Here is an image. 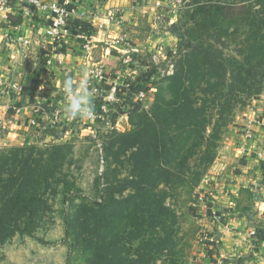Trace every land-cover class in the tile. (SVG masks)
Returning a JSON list of instances; mask_svg holds the SVG:
<instances>
[{"label":"trees","instance_id":"trees-1","mask_svg":"<svg viewBox=\"0 0 264 264\" xmlns=\"http://www.w3.org/2000/svg\"><path fill=\"white\" fill-rule=\"evenodd\" d=\"M194 1L187 32L195 39L181 43L172 73L154 82L150 107L131 111L130 128L111 134L104 158L126 165L128 175L106 179L98 200L70 199L68 144L0 149V246L32 237L62 195L65 232L85 264H186L169 201L200 185L238 111L264 92V0Z\"/></svg>","mask_w":264,"mask_h":264},{"label":"crops","instance_id":"crops-1","mask_svg":"<svg viewBox=\"0 0 264 264\" xmlns=\"http://www.w3.org/2000/svg\"><path fill=\"white\" fill-rule=\"evenodd\" d=\"M119 4L120 0H81L73 5L74 20L93 30L94 42L89 59L79 43L71 40L52 52L50 39L44 34L48 24L45 16L23 0H10L8 18L0 25V80L5 84L3 93L0 92V120L4 124L25 122L33 112L29 109L44 100L38 93L30 91L29 83L24 82V89L21 87L19 72L23 62L34 66L28 78L33 76L32 72L39 71L37 76L44 82L47 79L60 95V87L65 80L85 76L92 62L106 61L109 54L107 45L103 53L97 51V43L104 42L106 37L119 36L108 32L111 27H120L109 23V15L115 10L128 11ZM17 17H21L20 24H14ZM123 17L122 24L127 22ZM128 24L133 23L128 21ZM24 40L30 42L28 47L20 43ZM26 49L31 51L30 55H25ZM110 51V58H114L115 49ZM100 56L102 60H98ZM258 102L257 110H245L229 126L213 165L197 189V206L204 208L207 215L202 222L209 230L207 233L215 238L214 242L207 240L200 244L197 264H220L221 261L222 264H264V129L254 124V136L250 140H246L242 133L248 122L254 119L264 122V114L260 113L264 101ZM59 103L63 110L58 125L61 127L57 126L49 138L60 137L63 123L70 124L76 118V113L70 119L68 115L73 113L70 110L66 112L71 103H66L65 99L56 105ZM8 104L17 106L18 112L7 113ZM253 114L257 117L254 118ZM209 211L216 213L215 220L209 216Z\"/></svg>","mask_w":264,"mask_h":264},{"label":"rangeland","instance_id":"rangeland-1","mask_svg":"<svg viewBox=\"0 0 264 264\" xmlns=\"http://www.w3.org/2000/svg\"><path fill=\"white\" fill-rule=\"evenodd\" d=\"M200 1L205 2V0ZM194 2V0H120L119 6L127 8L128 11L125 13L119 11L118 15L121 16L122 21H124V15L127 22L121 23L119 28L111 27L108 32L113 35L117 34L125 40L127 45L123 46L121 50L123 53H129L132 48L143 49L144 60L150 61V65H152L151 56L154 51L157 54L164 53L168 60H160L158 68L167 71L169 66L175 65V61L184 53L185 48L181 43L193 42L195 39L194 31L187 32L193 29L192 18L196 17L197 11ZM128 21L133 24H128ZM107 38L110 37H106L105 40H108ZM97 45V51L104 53L106 44L98 42ZM26 50L25 55H30L31 51ZM98 60H102L101 56L98 57ZM28 63L30 62H23L21 65L22 70L19 73L22 76V81L20 85L24 89L23 83H29L30 91L34 94L38 93V96L44 97V100L39 105H33L36 108L29 109V111H34L30 112V116L25 122L24 119L19 120V122L23 121L22 125H15V121L12 125L4 124L0 120V149L25 145L45 148L56 143L68 144L72 153L63 173L73 185L74 194H71L70 199L80 196L92 201L98 200L99 191L106 179L117 183L128 175L126 165L123 166L120 162L109 164L104 158V148L111 138V134L115 132L103 129L99 125H91L81 118H74L70 124L63 123L62 134L58 138H49L56 128L50 133H41L33 128L28 122L33 116L36 119L42 117L40 107L54 106L56 102L63 101L64 98L57 93L54 85L50 84L47 79L44 82L42 78H39V75L37 76L39 71L32 72L33 76L30 75L28 78V74L34 67ZM115 63L117 62H113L115 69L123 73L121 70L124 69V65L119 62ZM123 74L126 75L125 78L128 77L126 73ZM260 100L264 101V92L259 98L250 100L243 110L238 111L236 117L242 115L245 110H257ZM152 102L153 96H150L145 103L144 110H147ZM8 107L7 113H17V106L8 104ZM140 109L143 107L134 110L140 111ZM260 113L264 114V108ZM256 115L253 114L254 118L257 117ZM125 124V121L122 120L121 125L125 128L123 131L130 128ZM121 161L125 162V159L122 158ZM198 187L192 194L185 192L169 201L179 216L182 232L185 235L184 241L188 252L186 264H197L196 257H199L200 254L198 250L200 244L207 242L206 239L212 242L215 239L213 234L207 233L209 230L205 227V222H202L204 216L207 217V215L204 208L197 206L199 203ZM68 211L69 202H65L62 195L56 196L51 201V210L43 218L40 228L32 237L17 235L0 246V264H85L83 260H80L79 253L75 251L65 232L64 217ZM209 213L212 220H215L216 213L212 211Z\"/></svg>","mask_w":264,"mask_h":264},{"label":"built area","instance_id":"built-area-1","mask_svg":"<svg viewBox=\"0 0 264 264\" xmlns=\"http://www.w3.org/2000/svg\"><path fill=\"white\" fill-rule=\"evenodd\" d=\"M23 1L37 13L45 16L48 24L44 34L50 39L52 52L56 48H62L67 41L71 40L78 42L82 51L87 53L89 59L91 58L93 36L87 35L81 27L82 25L77 23L73 17L74 8L72 7L81 0ZM9 9L10 0H0V25L8 18ZM118 12L115 10L109 15V23L119 27L122 19ZM73 22L77 23L78 26L73 25ZM107 39L104 41L109 53L106 61L92 62L85 76L67 81L66 91L63 90V83L60 87V94L66 103H71L73 96L79 99L80 107L76 112V118L82 119L93 108L94 116L91 119H83L84 121L91 125H99L106 130L124 132L125 128L121 125L122 120L127 126L128 115L131 111H135V108H146L145 103L156 91L154 80L170 75L173 66L170 65L167 71L160 70L158 68L160 60H168L164 53L157 54L154 51L151 56L152 65H150V61L144 60L143 49L132 48L129 53H123L121 50L127 44L121 36ZM20 43L23 47H28L30 44L28 40ZM114 49L116 51L114 58H110V50ZM113 61H118L124 65V69L122 68L121 71L128 75L127 78H125L126 75L115 69ZM13 87L16 88V86ZM4 89L5 84L0 80V92L3 93ZM60 106L61 103L48 108L40 107L42 117L30 118L28 123L41 133L54 130L62 120L63 110ZM32 108L36 107L32 106ZM254 124L260 125L264 129V122L261 119L248 122L243 130V136L246 140L253 138Z\"/></svg>","mask_w":264,"mask_h":264},{"label":"clouds","instance_id":"clouds-1","mask_svg":"<svg viewBox=\"0 0 264 264\" xmlns=\"http://www.w3.org/2000/svg\"><path fill=\"white\" fill-rule=\"evenodd\" d=\"M69 80H70V78L65 80V82H64V88H63L64 91L67 90V81H69ZM79 107H80L79 99H77V97H75V96L71 97V105L69 108H66V112H68L70 110L71 113H73V115H68V117L70 119L74 118V114L77 112ZM93 116H94V112H93V108H92L90 113L87 116L83 117L82 119H91Z\"/></svg>","mask_w":264,"mask_h":264}]
</instances>
